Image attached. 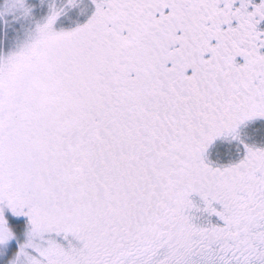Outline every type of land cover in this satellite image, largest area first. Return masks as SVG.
<instances>
[{
  "label": "flooded vegetation",
  "instance_id": "af4514ba",
  "mask_svg": "<svg viewBox=\"0 0 264 264\" xmlns=\"http://www.w3.org/2000/svg\"><path fill=\"white\" fill-rule=\"evenodd\" d=\"M107 14L115 39L68 56L65 113L7 167L28 229L96 246L74 264H264V0H115Z\"/></svg>",
  "mask_w": 264,
  "mask_h": 264
},
{
  "label": "rangeland",
  "instance_id": "374dc122",
  "mask_svg": "<svg viewBox=\"0 0 264 264\" xmlns=\"http://www.w3.org/2000/svg\"><path fill=\"white\" fill-rule=\"evenodd\" d=\"M113 7L115 8V0H0V103L6 98L1 90L5 89L7 92L17 90L18 80L29 81L32 84L38 77L40 66L48 60L49 55L53 59L60 57L66 62H72L71 59L67 60L68 56L76 54L80 58L79 54L83 52L77 53L75 50L81 46L84 49L91 47L90 39H102L101 37L115 39V17L109 15L111 11L113 12ZM106 9L109 10L106 16L110 18L103 20ZM95 27L97 29L93 30ZM46 41L48 44L40 49L38 43ZM94 50L100 55L96 64L102 65L105 59L104 67L109 66L111 61L107 60L115 56V51L106 44L97 45ZM43 57H46L45 60ZM70 66H66L68 71ZM85 67L83 74L88 76L91 74L90 68H97L87 64ZM95 73L91 74L93 81L97 80L98 74ZM29 104L34 105V102L18 105L16 112L19 106L26 107L25 110L20 116L17 113V119L15 120L16 117L12 119L14 123L4 121L0 130V264L78 263L91 258L96 246L89 245V242L85 243V239L80 241L81 245H73L72 239L67 249L58 248L52 240H47L46 244L42 245L45 236L28 229L33 225V220L24 216L27 209L19 202L21 199L12 194L15 192L12 188L14 181H10L8 185L4 180L5 173L10 172L7 167L21 168L19 167L21 162L17 164L18 166L16 163L25 157L24 152L28 151L27 146L21 143V139H24L23 143L29 142L30 138L34 139L39 122L42 125L54 122V111L48 110L46 117H40V114L32 109L35 106L30 107ZM52 108L54 105L47 104V109ZM70 117L68 113L66 120ZM22 120L27 123V132L21 130ZM15 124H18L17 129H14ZM61 124L58 122V125ZM6 142L8 144H5ZM4 144L11 146L10 153ZM15 152L24 155L20 160L12 162L7 156ZM191 264L206 262L196 261Z\"/></svg>",
  "mask_w": 264,
  "mask_h": 264
},
{
  "label": "trees",
  "instance_id": "16d2710c",
  "mask_svg": "<svg viewBox=\"0 0 264 264\" xmlns=\"http://www.w3.org/2000/svg\"><path fill=\"white\" fill-rule=\"evenodd\" d=\"M38 44H39V47H41L40 49H43V47L47 45L48 42L47 41L44 43L40 42ZM49 57H47L48 60L42 66H40V72L38 74V77L35 78L32 84H30L29 81L22 82L17 79L19 82V85H18L19 87L17 88V90H14V91L11 90V92H7L5 89L1 90V92L4 93V95L6 96V98L4 99L5 101L0 103V107H1L0 108V130L2 129L1 125L4 124V121L7 123L15 122V121L13 122L12 119L16 117L15 118L16 120L17 113L20 116V114L25 110L26 107L19 106L18 112H16V109L18 105H21L22 103L24 104L25 102H30V101L34 102V105L32 104H29V105L30 107L35 106V107H32V109H34L36 113L40 114V117H43V116L46 117L45 114L49 113L48 110L55 111L58 118L63 116V114L65 113L64 111L65 109L59 106V104L63 101H66L68 98H72L74 95V92L70 90L68 86V82L70 80L68 77L69 76L68 69L65 66L66 61L64 59L59 60L60 58L53 59L52 57L50 58ZM44 58L46 57H43V60H45ZM47 104L54 105V108L47 109ZM32 113H35V112H32ZM27 121L28 120L26 119V122ZM56 121L60 122L59 119H57ZM21 122L22 123H20V126L22 125L23 127V129L21 130L22 131L26 130L27 132V128H28L27 123H24L23 120ZM49 124L47 125L46 123L45 125H42L41 122H39L37 124V129H35L36 136H34V139L30 138L28 141H32L36 143L37 145L42 143L43 141L42 136H48L47 128ZM17 126L18 124H15L14 129H17ZM23 140L24 139H21V143L24 145L25 142L23 143ZM12 141L13 139L11 140V142ZM5 144H8V142H6ZM5 144L4 146H7V151L10 153L12 151L11 146L8 147V145H5ZM28 145L29 144H26V146ZM17 153L18 152H15L13 155H8L7 157L10 158L12 162H14L17 159V156H19V154Z\"/></svg>",
  "mask_w": 264,
  "mask_h": 264
}]
</instances>
